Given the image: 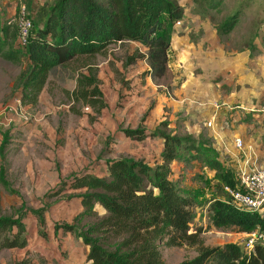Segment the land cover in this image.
Returning a JSON list of instances; mask_svg holds the SVG:
<instances>
[{
	"label": "rangeland",
	"instance_id": "obj_1",
	"mask_svg": "<svg viewBox=\"0 0 264 264\" xmlns=\"http://www.w3.org/2000/svg\"><path fill=\"white\" fill-rule=\"evenodd\" d=\"M54 2L0 0V22H15L20 7H26L36 21L39 8ZM178 2L185 8L186 17L180 26H175L170 52V67L175 74L172 85L151 79L142 82L140 76L145 72L146 63L125 67L128 56L139 49L145 52L141 46L130 42L112 45L95 59L106 103L99 115L91 108L73 105L70 101L67 91L76 86L73 78L51 80L35 106H22L17 101L14 86L26 69V58L20 64L0 58V144L1 133L12 130V145L7 155L8 180L21 194L10 195L0 185V215H14L24 202L34 210L49 206L46 221L53 222L59 216L53 214L55 209L51 208L59 202L69 203L71 211L81 205L77 199H68L70 191L45 198L72 173L88 169L102 175L104 161L108 158L156 159L161 146L158 140L150 138L143 143L126 139L121 128L141 126L151 131L165 123L169 125L168 132L192 135L212 148L215 133L220 131L215 126L225 110H229L226 114L229 121L233 119L232 114L237 116L239 111L248 138L234 137V143L240 138L243 146L238 148L235 143V152L224 160L223 167L230 169L239 183L237 170L240 158L247 159L244 154L258 150V164L263 161L264 0H226L220 11H205L197 0ZM239 8L242 13L238 25L229 35H219L218 26ZM241 101L246 102L243 105L248 107L246 110L236 108ZM216 178V170L202 163L185 164V168L175 170V179L182 188L197 198L193 230H203L201 237L205 246L243 243L245 235L236 228L216 229L211 223L212 201L229 200V194L224 187H218ZM59 211L62 216L65 214ZM33 219L37 221L30 215L27 222L31 224ZM47 222L42 228L45 235ZM161 251L166 264H178L198 254L197 247L163 246ZM28 258L30 264L39 260L37 256ZM14 259L17 255L6 250L0 252V264L20 262Z\"/></svg>",
	"mask_w": 264,
	"mask_h": 264
},
{
	"label": "trees",
	"instance_id": "obj_2",
	"mask_svg": "<svg viewBox=\"0 0 264 264\" xmlns=\"http://www.w3.org/2000/svg\"><path fill=\"white\" fill-rule=\"evenodd\" d=\"M225 1L197 0L205 11H220ZM28 13L33 28L25 47L18 43L16 23L0 22V58L13 64H20L23 58L27 61L14 86L22 106H35L51 80L73 78L76 86L67 91L73 105L101 114L106 103L95 59L110 46L126 42L145 50L128 56L126 68L143 62L148 65L141 75L143 80L163 81L167 86L174 82L170 67L172 41L176 24L186 17L178 0H55L51 6L39 8L36 21ZM241 13L239 8L229 14L217 33L229 35ZM168 126L163 123L151 131L141 126L120 129L126 139L133 141H163L160 162L151 165L133 158H108L102 175L87 169L61 180L45 198L70 191L68 199L79 200L83 210L70 222L57 223L55 229L71 234L90 248L87 264H166L163 246L198 248L197 256L178 264H264L263 243H257L250 252L243 243L208 247L201 237L203 230H193L197 198L175 179L173 164L197 161L216 170L219 188L237 189L239 183L233 172L223 167L215 149L192 135L168 132ZM12 135V130L1 133L0 185L10 195L20 196L8 180ZM48 211L49 206L34 210L23 202L14 215H0V252L29 245L26 222L30 215L36 217L39 233L45 237L42 228ZM210 211L216 229L236 228L242 234L264 232V216L238 209L227 200L214 199ZM14 264H30L29 258Z\"/></svg>",
	"mask_w": 264,
	"mask_h": 264
},
{
	"label": "crops",
	"instance_id": "obj_3",
	"mask_svg": "<svg viewBox=\"0 0 264 264\" xmlns=\"http://www.w3.org/2000/svg\"><path fill=\"white\" fill-rule=\"evenodd\" d=\"M174 39L175 38L173 36V41H172L173 43H174ZM136 45L140 46L139 44ZM146 70H148V65L145 68V71ZM136 75L137 74H135L134 76L138 77ZM136 79L138 80V78ZM140 79H142L141 76ZM146 81L148 82L151 80L142 79V82H146ZM133 85H135V83H133ZM245 103L246 102L243 101L239 102V105L236 108L239 110L242 109L246 110V108L248 107L243 106L246 105ZM228 111L229 110L227 111L225 110V113H223V115L221 116V120L217 121L215 127L218 126L220 131L215 133L217 134L216 136H214L216 140L214 146L212 147L219 154V159L222 162V165H224V160L229 159L230 155L234 154L235 152V143L233 141L234 137L240 136L244 140H247L248 138V135L244 133L243 130L244 123H242L243 118L240 112L239 111L237 112V116H234L232 114L231 117H233V119L232 121H229L228 117L226 116ZM247 122L248 121H246V123ZM210 134L213 135L214 134L213 131H210ZM146 141H144L143 143H146ZM158 143H161V146H159L160 147L159 154L156 155V159L153 161H151V159L147 160L148 158L142 160H145L151 165H154L155 163L161 161L160 155L163 149V141L158 140ZM245 153H248V150ZM244 156L247 159H244L243 156L240 158L241 165L237 170L240 179L242 174L244 173H248L259 168H264V156H263V161L259 163L260 165L258 164V162L260 161L258 150L256 151L254 150L251 153L244 154ZM248 162L249 164H247ZM194 163H200V162L196 161L191 164ZM244 163H246V165ZM173 168L174 170H176L177 168L182 169L185 168V164L174 163ZM63 204L64 207H62ZM70 207H71L70 204L67 202H59L58 204H56L51 208V210L55 209V211H53V214L58 215L59 217H57L53 222L52 220L49 219V222H47V228L45 230L47 234L45 237L39 234L40 227L35 219L32 220L31 224H29V222H26L29 233V237H28L29 245L24 249H10L6 251L13 254L14 256L17 255V259H14L15 261L16 260L22 261L26 257L37 256L39 260L37 261V263L35 261L36 264H87L86 260L90 252V248L86 246L80 239H76L71 234H66L61 230L57 231L55 229V225L57 223H62V221L59 220H63L64 222L65 221L70 222L77 214H79L83 210L81 205L76 210H72V211L70 210ZM59 210H63L65 214L62 216V213Z\"/></svg>",
	"mask_w": 264,
	"mask_h": 264
},
{
	"label": "built area",
	"instance_id": "obj_4",
	"mask_svg": "<svg viewBox=\"0 0 264 264\" xmlns=\"http://www.w3.org/2000/svg\"><path fill=\"white\" fill-rule=\"evenodd\" d=\"M15 23L19 32L18 43L21 47H25L33 28V20L29 17L26 7L21 8ZM181 24L182 22H178L176 25L180 26ZM17 101L21 104L20 99ZM235 143L238 148H242V139L237 138ZM224 189L229 194V200H227L229 204L238 209L264 216V168L242 174L237 189L227 186ZM244 235L243 245L249 252L253 251L257 243L264 244V232L262 231L257 230L251 234Z\"/></svg>",
	"mask_w": 264,
	"mask_h": 264
}]
</instances>
